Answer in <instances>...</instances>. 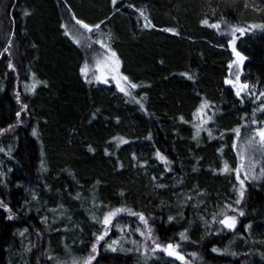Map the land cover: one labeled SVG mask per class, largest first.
<instances>
[{
	"label": "trees",
	"instance_id": "trees-1",
	"mask_svg": "<svg viewBox=\"0 0 264 264\" xmlns=\"http://www.w3.org/2000/svg\"><path fill=\"white\" fill-rule=\"evenodd\" d=\"M68 16L100 25L123 74L142 87L139 100L121 97L114 86L80 80L83 55L65 34ZM262 23L264 0H0V201L11 210L0 207V264H11L25 239L41 264L53 263L54 254L62 264L65 248L82 261L99 233L87 216L94 210L89 202H101L106 211L142 212L153 239L179 245L187 264H264V174L244 183L245 215L236 229L218 222L236 205L233 130L250 126L253 111L264 103V97L255 99L264 92V30L238 36L247 57L243 79L254 86L242 99L225 84L232 56L231 35L223 31ZM33 80L38 82L30 91ZM205 100L210 107L203 119H212L202 124L193 114ZM255 118L264 122V113L257 110ZM114 138L127 143L117 147ZM158 150L169 164L157 158ZM52 212L57 219L72 218L62 221L66 230L53 229ZM197 214L203 229L182 240L180 233L197 224ZM139 221L118 218L129 232L124 227L103 240L92 264H184L164 251L144 261L138 246L107 249L110 238L124 233L154 248L134 230L146 231Z\"/></svg>",
	"mask_w": 264,
	"mask_h": 264
},
{
	"label": "rangeland",
	"instance_id": "rangeland-1",
	"mask_svg": "<svg viewBox=\"0 0 264 264\" xmlns=\"http://www.w3.org/2000/svg\"><path fill=\"white\" fill-rule=\"evenodd\" d=\"M86 23L90 24L89 22H86ZM96 24L97 23L90 24V25H96ZM64 26H65V29L68 33L70 40H72L74 45L78 47V50H80V52L83 55L82 60L79 64V70L81 69V67H83L85 65V63H87L89 68L91 69V71L88 74V79H87L88 81H94L95 80L102 85L114 86L115 89H117V91L121 95V97L130 98L132 96V97L136 98V101L139 100V97H141L142 92H143L142 87L140 86L139 83H135V82L131 81L132 83H135L138 85V87L133 89L125 81L120 80L121 86L126 87L128 92L130 93V95H126L124 92H121L119 90V88L117 87V79H114V77H122L125 75L123 74V72L121 70L120 57L118 56L110 38L107 37L106 35L102 34L101 27H99V29L94 28L91 32H88L87 30L83 29L79 24H77L76 19L73 20V17H71V16H68L67 20L64 22ZM239 27H241V26H239ZM223 34L224 35H228V34L231 35L230 37H228L227 48L230 50L231 56H232L231 62L229 63V65L232 64V67L228 68L227 74L225 76V80L226 79L235 80L236 76L239 75L241 82L247 83L243 79L245 61H244V64L242 66H237L236 64L233 63V61H235L236 57L233 54L232 47L229 43V41L233 39L232 29H229V30L226 29L225 31H223ZM236 36L238 37L239 33H236ZM75 40H79L80 41L79 44L76 43ZM96 41H102L105 45H107V47H102L101 44L96 43ZM68 42H70V41H68ZM237 42H238V38L236 39V45L235 46H236L237 50L240 51L244 55V53L238 48ZM73 43H71V44H73ZM109 48L111 49V51L108 50ZM112 52H115V54H116L115 57H112ZM98 59L103 62L101 71H103L104 77H105L107 82H105V80H97L96 79V76L101 75V71H97V60ZM117 60L119 61L118 68L116 65ZM80 73H81V71H80ZM80 78H81L80 80L82 82L84 80H86L84 75ZM33 82H34V84H37L38 81L33 80ZM228 86L231 87V85H228ZM232 89H233V91H235L234 88H232ZM132 100H135V99H132ZM21 120H23V110H22V113L20 114V117H18V121H21ZM257 120L260 121L259 119H257ZM257 127H264V124H261V125L260 124H256V125L250 124V126H248V127L241 128V136L239 138H237L235 136V139H234L235 143L237 144V148H235V152H234V154L236 155L235 169L239 164L244 165V167L240 171V179L244 180V183L246 181L255 180V179H252L253 176H256L259 178L262 176L261 168L264 167V157H262L259 152H256L255 154H253L249 150V151L244 153V159L243 160L240 159L241 150L244 148L248 137L253 134V130ZM245 173L248 174V179H245ZM235 176H236V173H235ZM236 178H237V176H236ZM238 182H239V180H238ZM239 189H240V183H238L236 185V192H235L234 201H233L234 204H236L235 201L237 199H239ZM245 193H246V191H245ZM245 200H246V198H243V200L240 204H236L235 206L232 205L231 209H230L231 212L228 213L229 215L237 216L236 227L240 223V217L241 216L239 215V211H233L232 209L243 210ZM89 203H90L91 207L93 205L94 210L90 211V213L89 212L87 213L88 219L91 221V223L95 224L99 228V233H101L103 231V225L97 221H101L103 219L105 213L108 211L103 209V205L101 202H97V203L89 202ZM111 210H113V209H111ZM205 210H206V208H205ZM53 212H52V224H51L53 229H56L57 227H59L58 229L66 230L67 228L65 227V225H67V224H64L62 221L69 223L72 218L70 217V220H67V221H65L64 218L62 219L60 217L57 219V214H53ZM62 215H64V217H65V213H63ZM126 215L130 216L128 214V212H122L116 218H114L113 224L110 227L109 234H108V236L105 237V240L108 239L110 235H113L114 232L115 233L120 232L124 227L128 231L127 225L124 227H119L118 222H117L118 218H120L121 216L125 217ZM195 216H196L195 221H197V224L195 222L194 223L195 226H192L190 229L186 230V235L188 237H190L192 232L197 233V232H195L196 230H198V232H199L203 229L202 225L204 224V221H203L202 217L199 214H197ZM93 217H95L96 219H93ZM44 221H47V218L46 219L44 218ZM59 223H62V224H59ZM138 223L141 224L140 221ZM134 230H136V228ZM134 230H132V232ZM71 232H72V229H71ZM99 233L96 230L95 234H99ZM200 233L202 234V232H200ZM124 235H125V233H124ZM124 235L120 236V237L115 235L116 238H114V239L110 238L107 241V244H111V242L113 240L120 241V244L116 245L118 250H119L121 245L123 246V248L125 250L132 249V248L138 246L137 249L140 250L141 255H142L141 258L144 261H147L150 258L159 255L161 250H157L153 253L149 247H148V250H150V251L145 252L144 245L146 243H145L143 238L141 239V242H139L138 239H136L135 237H133V239H129V238H126ZM112 237H114V236H112ZM95 238H96V235H95ZM132 241H137L138 243L136 245H133ZM95 242H96V239H95L94 243ZM101 243H102V241L99 242V244H101ZM34 250H35V247L34 248H33V246L31 247L29 241L28 240L26 241V239H25L23 249L21 251L17 250L11 255V262L10 263L11 264H41V258H39L38 252L34 251ZM108 250L110 251V249H108ZM29 253H30V255H31V253H34L31 260L29 258ZM89 254H90V252H89ZM164 254L166 256H169L167 254V252H165V251H164ZM71 255L73 256V258L71 257ZM87 256H85V258ZM63 257H64V259H63L62 264H83V262L85 260V258H83V260L81 261V257L75 258L76 255L74 254V251H72V250L70 251L67 248H65ZM58 258H60V257L56 256V254H54V257H50L51 261L53 262L51 264H58Z\"/></svg>",
	"mask_w": 264,
	"mask_h": 264
},
{
	"label": "snow or ice",
	"instance_id": "snow-or-ice-1",
	"mask_svg": "<svg viewBox=\"0 0 264 264\" xmlns=\"http://www.w3.org/2000/svg\"><path fill=\"white\" fill-rule=\"evenodd\" d=\"M112 3L115 5L117 3V0H112ZM28 13L25 12V15H27ZM141 15L143 16L144 13L143 11H141ZM73 19H76L75 17H73ZM147 17L145 16V20L147 21ZM76 23L79 24L83 29L87 30L88 32H91L94 28L95 29H99L100 25L96 24V25H90L88 23H86L83 20H79L76 19ZM101 23H103V21H101ZM150 21H148L145 24V27L150 26ZM203 24H209V21L207 19H204L202 21ZM210 27L219 29L221 27L220 23H213L209 25ZM62 27H64L62 25ZM232 28V36L233 39L229 41L231 47H232V51L233 54L235 55L236 59L235 61H233L234 64H236L237 66H242L244 64V61L247 59L246 56H244L240 51L237 50L236 48V39L238 38L236 36V33H240V35H244L246 31L252 30V29H256L259 28L261 30H264V23L259 24V25H251L249 29H245V28H241V27H237V26H230ZM165 31H174V29H165ZM66 35H68V33H65ZM76 43L79 44V40H75ZM96 43L101 44L102 47H107V45H105L102 41H96ZM109 51H111V49H108ZM5 52L8 51L7 48L4 49ZM116 54L115 52H112V57H115ZM107 59V58H106ZM102 64L103 62L100 61L99 59L97 60V71H101L102 68ZM118 64L119 61H116V65L118 68ZM229 67H232V64L229 65ZM9 68H13V65L11 63H9ZM81 74L84 75L85 79H88V74L91 71V69L89 68L88 64L85 63V65L83 67H81L80 69ZM189 79H192L191 76L188 77ZM97 80H105L104 77V73L103 71H101V75L100 76H96ZM114 79H117V87L119 88V90L121 92H124L126 95H130V93L128 92L126 87L121 86L120 84V80L125 81L128 85H130L131 88L135 89L136 87H138L137 84L132 83L131 81H129L128 77L126 76H122V77H114ZM91 82V81H88ZM225 84L226 85H231L232 88L235 89V94L238 98L242 99V94H245L247 91H249L252 87V85H249L248 83L245 82H241L240 80V76L237 75L235 80H231V79H226L225 80ZM27 88V86H26ZM35 89V84L32 85L31 89L28 90H34ZM17 95V101L19 102V93L16 94ZM262 97H264V92H260L258 96L255 97V99H261ZM142 106V105H141ZM27 105H23L22 106V110L24 108H26ZM210 107V102H208L207 100H205L204 102L201 103L200 107L197 109V112L194 113V117L198 116L201 118L202 124H206L209 120L212 119V116H207V120H203V117L207 115L206 113V109H208ZM260 111L262 113H264V103H261L259 106V109H256L253 111V119L251 120V124L256 125V124H264V122L258 121L255 118V112L256 111ZM20 112H17L16 115L17 117H20ZM181 120H183V117H181ZM10 128L12 126H9ZM3 131V130H0ZM199 131H200V125H197V132H196V136H199ZM235 133V136L237 138H239L241 136V128L237 127L236 129L233 130ZM36 130L33 129V135H36ZM209 137L212 136L211 131L209 130L208 132ZM194 139L196 137H193ZM114 139H118L119 143L117 144V147H119V144L122 143H127L126 140H124L123 138H114ZM233 148H237V144L233 143ZM90 151H94V149H92L91 147L89 148ZM251 151L253 154H255L256 152H259L261 154L262 157H264V127H257L253 130V134L250 135L245 143L244 148L241 150L240 152V159L243 160L244 159V153L247 151ZM222 151V149L220 150ZM107 153V150H106ZM156 156L157 158L164 162L166 165L170 163V161L167 160V157H165L164 155H162L159 150L156 152ZM244 167L243 164H239L236 169L234 170L237 176V179L239 180L240 183V189H239V199H237L235 201L236 204H240L244 198L245 195V184H244V180L240 179V171L241 169ZM230 170V166L228 164L227 161L224 162V167L222 169V171L227 172ZM261 174H264V167L261 168ZM259 177L253 176L252 179H258ZM155 179V178H154ZM245 179H248V174L245 173ZM158 187H164V185H158ZM190 199V197H189ZM0 207L5 208L8 211H11L10 209L7 208V205H5L3 203V201H0ZM229 208H231V206H228ZM233 211H239V215L243 216L245 215L243 210H237V209H232ZM122 212H128L129 215L132 216H138L139 220L141 221L142 224H144L146 231H141L139 228L136 229V231L140 232V235L145 237V240H152L153 244H154V248L151 249V251L154 253L157 250H161V251H165L167 252V254L169 256H175L177 259L184 261V257L180 254V252L177 250L179 248V245H173L171 243H169L167 246H163L161 245L159 242H157L156 240L153 239L152 236V228L149 225V222L147 220V218L145 217V215L141 212V213H137L131 209H127V208H116L113 210H110L108 212L105 213L103 219L101 221H97L99 223H102L103 225V231L99 234H94L96 235V242L92 245V249H91V253L85 258L83 264H92V262L94 260H96L98 253V245L100 241L105 240V237L108 236L109 231H110V227L113 224V220L114 218H116L120 213ZM222 216L221 219H219V224L223 226V228L225 229H229V230H235L236 229V225H237V216L235 215H229L226 212H222L220 214ZM12 216H9V219H11ZM93 219H96L95 217H93ZM169 221H172L174 219V217L169 216ZM215 220V216L213 218ZM248 227L250 228L251 225H248ZM25 231H27V229H25ZM180 238L182 240H186L188 239L187 235H186V231L185 232H181L180 233ZM133 245H136L138 242L137 241H132ZM120 244V241L117 240H113L111 242V244H107L106 247L108 249H110L112 252H116L118 251V248L116 247V245ZM145 247V252L148 251V246L147 244L144 245ZM120 251H125V249L123 248V246L121 245L119 248ZM133 249H127V251H132ZM139 250V249H137ZM213 252H220V249L217 248H213L212 249ZM227 250H225L226 252ZM192 255H196L195 253H193ZM233 255H235V253H233ZM262 257H264V253H261ZM184 264H187V261H184Z\"/></svg>",
	"mask_w": 264,
	"mask_h": 264
}]
</instances>
